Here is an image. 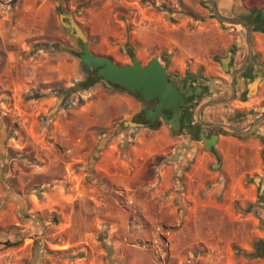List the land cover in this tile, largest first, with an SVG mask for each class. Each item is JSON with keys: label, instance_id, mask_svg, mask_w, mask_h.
Here are the masks:
<instances>
[{"label": "crops", "instance_id": "0c3cea01", "mask_svg": "<svg viewBox=\"0 0 264 264\" xmlns=\"http://www.w3.org/2000/svg\"><path fill=\"white\" fill-rule=\"evenodd\" d=\"M10 1L0 5V169L13 165L18 185L22 179L32 191L27 243L14 256L32 264H264V226L253 213L264 204V120L246 135L221 133L214 152L166 127L121 129L142 110L124 92L98 84L64 101L85 75L77 56L58 48L70 39L57 31L56 0ZM176 1L181 12H147L134 22L131 49L143 59L165 54L174 71L199 75L213 98H227L218 59L234 44L242 62L246 27L223 25L202 0ZM215 3L221 16L252 28L259 58L239 77L243 93L244 78L264 76V0ZM100 5L92 11L100 39L90 49L125 64L111 39L122 42L130 21L117 18L112 0ZM33 93L43 96L27 99ZM228 104L226 112L264 113V81L249 100ZM254 116L233 125L246 130ZM12 153L22 157L10 163ZM37 240L48 249L39 251Z\"/></svg>", "mask_w": 264, "mask_h": 264}, {"label": "water", "instance_id": "95a60500", "mask_svg": "<svg viewBox=\"0 0 264 264\" xmlns=\"http://www.w3.org/2000/svg\"><path fill=\"white\" fill-rule=\"evenodd\" d=\"M210 6L213 9V16L217 17L223 25L238 26L243 25L247 29V44L249 47V61L248 63L239 71L245 70L248 65L252 62L253 52H252V28L251 25L245 20H234L225 18L220 15L215 0H209ZM58 17L60 23L64 29L70 32V34L76 39L80 53L78 60L81 68L84 72V80L75 82L68 90L64 92L66 97L75 95L80 91H86L95 85H102L108 89H117L124 92L144 105V112L146 114V120L154 123L156 118H161L162 123H164L173 134L179 136L182 131L179 126L181 115L177 114L179 109V104L183 102V89L178 90V88L171 82H169V74L166 73L167 68L162 65L158 58L152 59L147 66L137 59L136 56L131 57V64L120 65L113 61L109 57L99 56L94 54L90 49L89 37L80 26V24L75 19V13L70 12L65 7H59L57 9ZM264 22V13L261 17ZM62 50L74 53L73 48H65L58 46ZM225 72H229V60L224 62L223 67ZM238 72V73H239ZM95 73L97 80L94 81L90 86H84L83 84L87 79ZM252 87H249L252 91H255L258 87L259 81H254ZM232 97L227 100L210 101L203 105L198 114V120L201 121L205 126H215L223 127L237 135H246L251 133L255 125L264 120V115L259 117L254 121L250 127L246 130H239L231 125L226 124H206L202 121L200 113L202 109L212 104H228L235 99V85L234 79L232 82ZM158 100V103L154 105L152 109H148V103ZM172 110L175 113V117L172 120L167 119L164 111ZM121 129H146L151 128L150 124L138 123L132 119L124 120L120 124ZM219 136L214 135L211 139H208L204 133L200 134V140L204 144L207 151H211V147L217 144ZM264 210V204H256L253 208V213L264 226V219L259 215L257 210Z\"/></svg>", "mask_w": 264, "mask_h": 264}, {"label": "rangeland", "instance_id": "374dc122", "mask_svg": "<svg viewBox=\"0 0 264 264\" xmlns=\"http://www.w3.org/2000/svg\"><path fill=\"white\" fill-rule=\"evenodd\" d=\"M6 1L8 0H0V5H6ZM13 0L10 1L12 3ZM96 0H56L57 9L59 7H65L70 12L75 13V19L80 24V26L84 29L86 34L89 37L90 48H96L99 43V36H95L93 34V26H96L95 17L92 13L93 4ZM116 5L117 18L119 20L130 21V25L125 24V32H123V40L122 42L115 45L116 41L111 39L114 47H119V51L121 54H127V51L131 49V37L133 36V31L135 27H138V22L141 21L143 15L148 12H158L164 13L165 11L171 12H181L182 8L178 1H162V0H112ZM108 0H101V5L106 4ZM203 5L207 8L209 12L212 13L213 9L210 6L209 0H202ZM100 4V2H99ZM98 3H96V6ZM100 5V7H101ZM124 5V6H123ZM56 9V13H57ZM119 12V13H118ZM172 14V13H171ZM213 14V13H212ZM58 17V13H57ZM170 17V16H169ZM57 20L59 19L56 18ZM140 19V20H139ZM56 20V21H57ZM136 22V26L134 24ZM54 21V24L56 26ZM135 26V27H134ZM57 31L60 32L61 36L69 37V41H67L68 46H64L65 48H73L74 54L79 57L80 53L78 52L79 47L76 39L70 34L69 31L64 29L61 24L57 28ZM122 32V29H121ZM133 38V37H132ZM64 41H62L63 43ZM73 43V44H72ZM72 44V45H71ZM55 46V45H54ZM82 93V91L76 93L75 95L69 96L64 99L65 102H70L73 99H76ZM0 93V98H1ZM6 99V98H3ZM9 102V98L6 99ZM217 109H223V106H217ZM3 111L0 110V114L2 115ZM9 120L8 129H15L16 124H12L11 117L8 115L6 117ZM246 127V126H245ZM11 158L9 159L10 163L13 161H19L18 159L22 157V154L12 153ZM214 167V165H212ZM8 169V168H7ZM14 166L10 165L8 171L6 173H1L0 169V193L2 190V198H0V220L3 222L0 223V264H32V259L28 257L26 254H20V258L14 256L13 253H17L20 248H23L27 243V235L25 234V230L27 229L29 222V212L31 211V204L29 202V196L32 191H29L28 186H24L21 184L18 185V173L14 172ZM24 178L26 179V175L24 174ZM24 179V180H25ZM21 198L19 202V206H13V203L18 201L17 199ZM19 211V213H18ZM37 248L39 251L48 249L47 244H43L40 240H37ZM35 249V247H34ZM42 259V258H41Z\"/></svg>", "mask_w": 264, "mask_h": 264}, {"label": "flooded vegetation", "instance_id": "af4514ba", "mask_svg": "<svg viewBox=\"0 0 264 264\" xmlns=\"http://www.w3.org/2000/svg\"><path fill=\"white\" fill-rule=\"evenodd\" d=\"M213 13V11H212ZM248 49V46L246 47ZM246 49V52L244 54L243 60L240 64H237V55H238V48L236 45H231L227 51L225 52L223 57H218V62L224 67V62L226 60H229V66L230 70L229 72H226L225 74L229 76V93L227 95V98L232 97V82L234 79V85H235V99L233 101H236L237 99H241L242 101H247L249 100V96L254 94L256 91H258V88L261 86V84L264 81V76L261 71L255 73L252 75V78L250 81H247V78L245 79L244 83V91L243 93L239 92V86H240V81L239 77L242 75H247L253 68L254 64L258 60L259 56L254 55L252 62L248 65V67L243 70L242 72H239L249 61V50ZM252 49H253V44H252ZM127 56L129 57V60L125 64H131V57L136 56L137 59L143 64V66H147L148 63L154 59L158 58L162 65L167 68L166 73L169 74V82L173 83L178 90L183 89L182 95H183V102L184 104L182 105V102L179 104V109L177 111L178 115H181L179 126L182 131L181 136L183 137H189L190 140L196 139L197 142H201L200 140V134L203 132L204 135L208 139H211L212 136L217 135L220 137L221 133L223 132H229V130L223 128V127H215V126H205L201 121L198 120V114L200 112V109L203 105L210 101H216V100H224L227 98H213V94L209 92L208 86L206 87L202 79L199 77V75H191L189 71H187L185 74L181 75L177 71H174L170 67V63L168 60V57L165 54H160V55H155L152 56L151 58L143 59L140 58L137 54V51L134 49H130L127 51ZM224 61H221V60ZM121 64V65H125ZM239 72V73H238ZM93 74V73H92ZM254 81H259L258 87L256 88L255 91H252L249 87H252V83ZM84 86L87 85V81L83 84ZM87 87V86H86ZM232 101V102H233ZM158 103V100L149 102L147 108L152 109L154 105ZM231 103V102H230ZM229 105V104H227ZM217 106H226L225 104H212L204 109H202L200 113V117L202 121H204L206 124L214 125V124H226V125H231L236 128L235 125H233L234 120L238 119H243L244 117H247L249 115L254 116V121H256L259 117L263 116L264 113L258 114L257 109H252L250 110L251 112L244 115L243 113L231 110L230 112H226V110L223 109H217ZM144 105L142 104V110L140 113L133 118L134 121L138 123H144V124H150L151 129H156L159 127H166L168 128L164 123H162L161 118H156L155 122L152 123L148 120H146V114L144 112ZM214 111V112H213ZM213 112V113H212ZM210 113V114H209ZM164 114L166 115L167 119L172 120L175 117V113L172 110H166L164 111ZM253 121V122H254ZM260 123V122H258ZM257 123V125H258ZM169 129V128H168ZM169 131H171L169 129ZM172 132V131H171ZM231 132V131H230ZM233 133V132H232ZM235 134V133H233ZM236 135V134H235ZM194 141V140H193ZM219 142V139L217 141V144ZM211 147V151H215V147ZM205 148V146L203 145ZM253 180V179H252Z\"/></svg>", "mask_w": 264, "mask_h": 264}, {"label": "trees", "instance_id": "16d2710c", "mask_svg": "<svg viewBox=\"0 0 264 264\" xmlns=\"http://www.w3.org/2000/svg\"><path fill=\"white\" fill-rule=\"evenodd\" d=\"M261 24L263 25V29L262 30H260V31H262V32H264V22L262 21V19H261ZM76 55V54H75ZM97 80V77H96V75H95V73H93L88 79H87V85L86 86H90L94 81H96ZM43 95H39L38 93L37 94H35V93H33L32 95H30V96H27V99H38V98H40V97H42ZM17 127V125H15V128Z\"/></svg>", "mask_w": 264, "mask_h": 264}]
</instances>
